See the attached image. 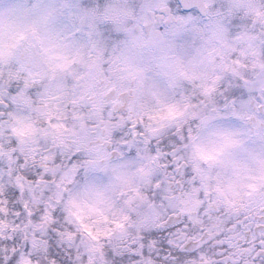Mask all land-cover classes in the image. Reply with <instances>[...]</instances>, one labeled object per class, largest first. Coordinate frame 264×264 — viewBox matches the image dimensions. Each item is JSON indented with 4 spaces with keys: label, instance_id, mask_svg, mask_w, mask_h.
<instances>
[{
    "label": "clouds",
    "instance_id": "9594fccd",
    "mask_svg": "<svg viewBox=\"0 0 264 264\" xmlns=\"http://www.w3.org/2000/svg\"><path fill=\"white\" fill-rule=\"evenodd\" d=\"M0 264H264V0H0Z\"/></svg>",
    "mask_w": 264,
    "mask_h": 264
}]
</instances>
